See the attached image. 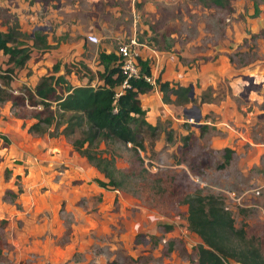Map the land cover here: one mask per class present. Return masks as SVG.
Wrapping results in <instances>:
<instances>
[{"label":"rangeland","instance_id":"1","mask_svg":"<svg viewBox=\"0 0 264 264\" xmlns=\"http://www.w3.org/2000/svg\"><path fill=\"white\" fill-rule=\"evenodd\" d=\"M10 27L29 60L22 73L0 55V264H197L191 193L221 199L264 252V0H0V28ZM133 38L157 79L140 94L150 126L137 142L99 144L121 170L120 187H104L72 145L80 130L65 136L68 113L34 87L67 68L68 83H96L101 54L117 65ZM159 80L190 86L192 97L163 102ZM36 114L50 117L44 131L28 130Z\"/></svg>","mask_w":264,"mask_h":264},{"label":"trees","instance_id":"2","mask_svg":"<svg viewBox=\"0 0 264 264\" xmlns=\"http://www.w3.org/2000/svg\"><path fill=\"white\" fill-rule=\"evenodd\" d=\"M19 34L18 28L0 30V52L8 53L9 60L16 66L24 65L29 55V49L26 47L12 46L19 41ZM101 56V61L105 63L104 70L99 74L101 83L73 85L68 83L64 74L56 77L49 75L44 76L36 84L34 94L41 97L44 104H47L45 102L48 100H53L56 109L61 111L62 115L68 113L61 132L65 136H71L80 130L81 136L75 137L72 145L107 177V180L96 178L97 183L104 187L119 188L121 180L118 175L121 170L116 167L114 157L98 155L96 150L101 142L109 140L137 142L140 127L145 124L150 126L144 119L146 110L140 102L139 93L153 86L142 78L130 79V86L115 96L116 87L122 83L124 74L120 63L109 65L116 57L113 52L102 53ZM141 67L143 71L150 73V68L144 62ZM54 68L58 70L59 65ZM69 71L67 68L66 72ZM158 86L163 102L183 104L189 101L190 86L172 84L168 80H159ZM28 92L31 104H36L33 94ZM2 98L3 96H0V100ZM21 99L18 97V100ZM17 102L16 97L13 98V103ZM36 116L38 121L30 125L28 130L44 131L49 126L50 117L42 118L40 114ZM44 122V127H41V123ZM231 153L232 150L228 147L223 149L227 161L231 158ZM20 191L19 187L18 192ZM18 192L11 191L15 197ZM220 200L218 197H205L193 193L184 199L187 203L188 227L201 238L196 245L197 264H228L230 261L240 264H264L260 235L248 232L242 227L243 223L239 228L236 227L231 211ZM238 233L247 235L243 238L241 235L238 239L236 237Z\"/></svg>","mask_w":264,"mask_h":264},{"label":"built area","instance_id":"3","mask_svg":"<svg viewBox=\"0 0 264 264\" xmlns=\"http://www.w3.org/2000/svg\"><path fill=\"white\" fill-rule=\"evenodd\" d=\"M88 39L92 43H97L99 41V38L96 35H90ZM137 47L138 42L135 38H133L130 43L124 42L119 45L117 53L119 55V63L122 73L124 74V79L119 85V88L116 90L115 96L122 93L125 87L130 86V79L142 78L149 82L152 86L156 85L157 79L154 75L151 72L147 73L143 71L141 65L139 64L137 59Z\"/></svg>","mask_w":264,"mask_h":264},{"label":"crops","instance_id":"4","mask_svg":"<svg viewBox=\"0 0 264 264\" xmlns=\"http://www.w3.org/2000/svg\"><path fill=\"white\" fill-rule=\"evenodd\" d=\"M17 10L19 11V14H18V15H19V18H20V15H21V18H22L21 10H20L19 8H18ZM0 30H3V29L0 28ZM3 31H5V30H3ZM89 42H90V41H89ZM90 43H92V42H90ZM1 54L7 55V58H8L7 61L13 63V61H10V60H9V54H8V53H4L3 51H1V52H0V55H1ZM28 58H29V57H28ZM28 60H29V59H28ZM28 60H27V61H28ZM25 63H26V62H25ZM17 67H22V66H17ZM25 69H27L26 66H23V67L20 69V71H21V72L23 71L22 73H24V72L26 71ZM59 69H60V66H59ZM59 69H58V70H59ZM69 70H70L69 72H66V70L64 71V73H63L64 76H66V74H68V73H73V72H72V69L69 68ZM0 73H3L2 75H6V74H7V73H4V72H2V71H0ZM91 80H92V79H91ZM101 82H102V79H101V78H99V80L96 81L97 84H99V83H101ZM93 83H94V84H93ZM96 83H95V82H91L92 85H95ZM80 84H86V83H80ZM80 84H77V85H80ZM74 85H75V84H74ZM142 93H145V92H141V93H139V98H140V94H142ZM15 97L18 98V97H20V96L16 95ZM15 97H14V98H15ZM21 98H22V97H21ZM20 101H23V99H21ZM4 115H6V114H2V113L0 114V126L3 125V124L5 123V121H4ZM0 128H1V127H0ZM4 139L7 140V137H6V135L3 134V132H1V134H0V146L3 144ZM22 144H23V143H22Z\"/></svg>","mask_w":264,"mask_h":264},{"label":"water","instance_id":"5","mask_svg":"<svg viewBox=\"0 0 264 264\" xmlns=\"http://www.w3.org/2000/svg\"><path fill=\"white\" fill-rule=\"evenodd\" d=\"M189 95H190V97H192V89H191V91L189 92Z\"/></svg>","mask_w":264,"mask_h":264}]
</instances>
